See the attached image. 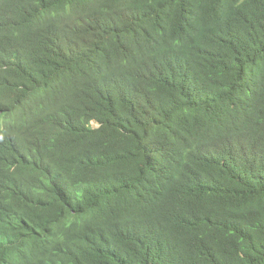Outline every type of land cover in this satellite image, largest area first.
<instances>
[{"label": "trees", "instance_id": "16d2710c", "mask_svg": "<svg viewBox=\"0 0 264 264\" xmlns=\"http://www.w3.org/2000/svg\"><path fill=\"white\" fill-rule=\"evenodd\" d=\"M0 264H264V0H0Z\"/></svg>", "mask_w": 264, "mask_h": 264}]
</instances>
